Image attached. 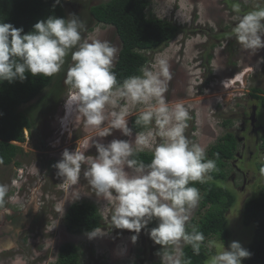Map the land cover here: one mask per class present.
Wrapping results in <instances>:
<instances>
[{"label":"rangeland","instance_id":"rangeland-1","mask_svg":"<svg viewBox=\"0 0 264 264\" xmlns=\"http://www.w3.org/2000/svg\"><path fill=\"white\" fill-rule=\"evenodd\" d=\"M106 1L65 0L64 6L67 17L75 14L84 23L82 41L99 39L117 48L115 64L122 45L120 37L113 25L98 23L89 11L91 6ZM234 4L240 5V13L233 11ZM256 7H264V0H151L147 9L149 16L168 19L183 28L168 45L145 53L150 60L147 66L153 71L158 70V59H166L169 63L172 78L165 98L169 103L183 102L188 109L190 119L185 136L192 143L205 146L206 153L226 131L234 132L239 139L236 155L228 161V178L216 181L236 195L235 204L227 212L230 236L226 242L217 237L206 241L212 256L222 251L223 246L228 249L232 241L240 242L247 249L254 239L255 227L244 223V205L264 190V175L260 172L264 166V109L253 96L258 93L256 89L264 92V48L255 53L245 50L232 33L236 24L234 17ZM72 63L71 56H66L65 64L53 81L55 85L61 79L62 95L58 101L47 105L33 132L26 129L25 141L16 143L23 149L22 153L11 164H0V185L8 187L0 211V226L6 224L10 226L7 231H13L12 226L3 221V212L14 209L25 212L23 231L14 241L8 239L13 241L14 247L0 251V264H12L17 255L23 257L26 264H55L59 247L68 242L82 248V264L161 262L157 253L162 246L150 239V224L140 231L135 243L131 240L135 234L133 231L112 226L114 202L96 195L83 175L84 166L79 183L71 188L56 175L57 169L53 165L61 159L63 150L74 151L78 139L94 136L96 132L95 129H86L83 119L78 120L73 112L65 127L61 123L62 108L73 91L65 83L67 69ZM244 72L236 84H225L227 78ZM51 88H47L44 94ZM113 92V99L117 100L115 110L128 109L131 128L132 118L139 116L146 106L133 105L130 100L118 97L116 88ZM111 110L113 106L107 105L106 111ZM103 126H107V122ZM142 132L152 133L150 143L153 146L161 142L154 121ZM137 133L140 132L132 130V136L128 137L119 130H113L109 136L94 139L107 144L113 139L133 140ZM143 151L151 150L145 147ZM86 154L95 155L96 148L91 147ZM78 200L93 202L99 207L103 220L96 231L101 235L89 239L90 231L74 233L67 230L65 214L68 207ZM63 203L64 214L61 216L56 209ZM197 210L198 204L191 210L190 220L196 217ZM22 237L25 241H21ZM185 245L180 242L182 249ZM242 264H245V258Z\"/></svg>","mask_w":264,"mask_h":264},{"label":"clouds","instance_id":"clouds-1","mask_svg":"<svg viewBox=\"0 0 264 264\" xmlns=\"http://www.w3.org/2000/svg\"><path fill=\"white\" fill-rule=\"evenodd\" d=\"M55 2L58 4L60 0ZM233 11L240 13V5L234 4ZM234 19L232 33L245 50L255 53L264 48V7H256ZM84 27L75 14L67 18L49 16L37 21L27 33L22 27L0 23V81L22 82L27 78L26 73L51 77L61 71L65 57L75 48L65 78V83L73 89L66 98V109L75 113L78 120L82 118L86 129L96 132L94 136L78 139L74 151L63 150L61 159L53 165L56 175L71 188L79 183L84 166L83 175L96 195L114 202L111 215L114 228L133 231L131 240L135 243L140 231L156 219L157 226L148 235L162 246L157 253L162 264H185L180 242L190 245L193 254L199 255L205 240L196 225H191V231L186 230L191 210L200 200L199 189L190 186V182L205 183L216 163L206 158L205 146L192 143L185 136L190 119L185 104L166 101L172 73L163 58L156 62L157 71L141 66V75L127 77L115 92L133 105L146 106L135 123L148 126L154 121L161 142L153 146L151 132L137 133L133 140L113 139L107 144L94 139L109 136L113 130L131 137L132 129L128 125V109L115 110L117 100L113 99V89L117 86V76L113 68L117 48L99 39L82 41ZM107 105H112L113 110L106 111ZM105 122L107 126H103ZM93 146L96 154H86ZM145 147L152 152L150 162L132 158ZM260 172L264 175V166ZM7 193L8 187L0 185V205ZM63 205L56 209L61 216ZM34 207L39 210L37 204ZM98 235L101 234L93 229L88 238ZM13 247L11 240L0 241V251ZM250 255L240 242L232 241L228 249L223 246L222 251L211 256L209 264H242V259ZM12 264L26 262L17 255Z\"/></svg>","mask_w":264,"mask_h":264},{"label":"trees","instance_id":"trees-1","mask_svg":"<svg viewBox=\"0 0 264 264\" xmlns=\"http://www.w3.org/2000/svg\"><path fill=\"white\" fill-rule=\"evenodd\" d=\"M64 4L65 0H60L58 4L55 0H0V23L22 27L27 33L33 30L37 21L49 16L67 18ZM150 5L151 0H108L89 8L91 16L98 23L113 25L121 40V49L113 68L117 76V86L114 88L127 77L141 75V66H147L150 62L145 52L168 45L183 30L179 24L168 19L149 16L147 9ZM72 50L67 57L70 58ZM25 75L27 78L22 82L19 79L0 81V164L9 165L22 153L23 149L16 143L25 141V130L33 132L47 105L57 102L62 95L61 79L53 85L57 73L51 77L33 76L31 73ZM50 86V91L44 94ZM255 91L258 93L253 96L264 109V92ZM137 117L132 118L131 129L142 132L147 126L137 125ZM238 147L236 134L226 131L206 153V158L216 163V169L208 174L211 178L205 183L190 182V186L199 189L200 200L196 217L187 223L186 230L191 231V225H196L205 240L199 255L193 254L190 245L183 247L185 264H207L213 253L206 241L217 237L226 242L230 236L227 212L235 204L236 195L216 181L228 178V161L235 157ZM132 158L148 163L152 159V152H136ZM3 206L4 201L0 211ZM64 218L67 230L74 233L97 230L103 220L99 207L85 200L73 202ZM243 221L255 227L254 239L247 247L251 255L245 258V264H264V190L246 201ZM149 224L151 228L156 227V219ZM82 254L80 246L64 243L59 247L55 264H82ZM148 264L162 262L151 261Z\"/></svg>","mask_w":264,"mask_h":264},{"label":"flooded vegetation","instance_id":"flooded-vegetation-1","mask_svg":"<svg viewBox=\"0 0 264 264\" xmlns=\"http://www.w3.org/2000/svg\"><path fill=\"white\" fill-rule=\"evenodd\" d=\"M3 215V221L5 223H9L12 226L11 232H8L7 229L10 228V226H7L6 224L0 226V241H8L9 238H12L13 241L16 236L20 234V231H23L24 225V215L25 212H22L21 210L14 209L5 211L2 213ZM24 217V218H23ZM21 241H25V237H22Z\"/></svg>","mask_w":264,"mask_h":264},{"label":"bare ground","instance_id":"bare-ground-1","mask_svg":"<svg viewBox=\"0 0 264 264\" xmlns=\"http://www.w3.org/2000/svg\"><path fill=\"white\" fill-rule=\"evenodd\" d=\"M248 73V72H247ZM243 74H245V72L244 73H242V74H237V76H232V77H229V78H227L226 79V81H225V84L226 85H229V86H231V85H233V84H236L238 81H240L242 78H243ZM224 85V84H223ZM66 101V100H65ZM63 114H62V118H63V120H62V124L64 125V127L66 126V123H67V120H69L71 117H72V112H68L67 111V109H66V104H65V106H63ZM65 113H66V116H65ZM65 116V117H64ZM65 118H67V119H65ZM61 123H59V124H61ZM69 124H70V122H69ZM68 125V124H67ZM61 129H62V127H61Z\"/></svg>","mask_w":264,"mask_h":264}]
</instances>
